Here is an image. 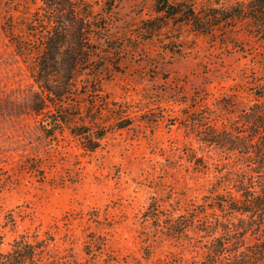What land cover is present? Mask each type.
I'll return each mask as SVG.
<instances>
[{
  "label": "rangeland",
  "instance_id": "obj_1",
  "mask_svg": "<svg viewBox=\"0 0 264 264\" xmlns=\"http://www.w3.org/2000/svg\"><path fill=\"white\" fill-rule=\"evenodd\" d=\"M88 1L100 11L105 0ZM40 4L0 0V179L12 181L0 187V254L10 252L21 235L51 234L49 248L68 264L199 259L185 242L156 233L145 213L153 204L160 210L186 207L209 195L220 174L215 165L196 172L189 154L210 157L211 164L218 155L187 133L185 112L196 101L221 108L226 119L246 110L253 88L264 80L263 49L241 35L239 46L224 48L219 39L178 24L150 35L154 0H116V35L125 31L126 38L111 70L102 73L99 102H117L108 110L120 105L130 125L108 131L89 150L69 130L53 140L43 135L31 107L37 86L6 34L10 15ZM31 158L41 161L43 181L20 170ZM97 238L105 241L101 253L94 247Z\"/></svg>",
  "mask_w": 264,
  "mask_h": 264
},
{
  "label": "trees",
  "instance_id": "obj_2",
  "mask_svg": "<svg viewBox=\"0 0 264 264\" xmlns=\"http://www.w3.org/2000/svg\"><path fill=\"white\" fill-rule=\"evenodd\" d=\"M40 1L33 11L27 8L5 22L6 34L37 86L32 110L46 138L69 130L94 150L108 131L130 125L120 105L108 110L117 102H99L102 73L111 70L110 62L121 55L118 45L126 38L125 31L116 35V0H105L100 11L88 0ZM221 1L154 0L157 15L149 34L178 24L219 39L224 48L239 46L236 37L241 35L259 44L264 61V0ZM104 109L112 122L104 120ZM183 125L202 149L218 155L211 164L210 157L189 154L196 172L215 165L220 176L201 203L162 210L153 204L145 213L156 233L185 242L200 255H173L164 264H264V80L253 88L251 105L236 118L226 119L221 108L196 101L185 112ZM21 167L45 179L39 159ZM7 183L12 181L0 179V187ZM53 241L51 234L21 235L10 252L0 254V264H68L49 248ZM104 246L103 239L94 240L100 253Z\"/></svg>",
  "mask_w": 264,
  "mask_h": 264
}]
</instances>
